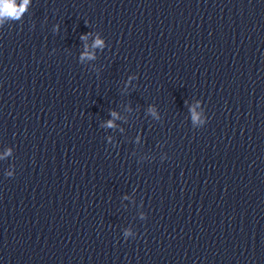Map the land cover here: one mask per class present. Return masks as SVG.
Instances as JSON below:
<instances>
[{
	"label": "clouds",
	"instance_id": "9594fccd",
	"mask_svg": "<svg viewBox=\"0 0 264 264\" xmlns=\"http://www.w3.org/2000/svg\"><path fill=\"white\" fill-rule=\"evenodd\" d=\"M13 11V8L11 5H6L4 8L5 13H11Z\"/></svg>",
	"mask_w": 264,
	"mask_h": 264
}]
</instances>
